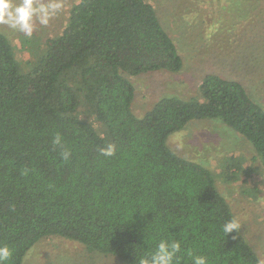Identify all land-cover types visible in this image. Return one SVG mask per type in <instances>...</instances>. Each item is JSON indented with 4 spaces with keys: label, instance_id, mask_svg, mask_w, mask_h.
Returning <instances> with one entry per match:
<instances>
[{
    "label": "trees",
    "instance_id": "16d2710c",
    "mask_svg": "<svg viewBox=\"0 0 264 264\" xmlns=\"http://www.w3.org/2000/svg\"><path fill=\"white\" fill-rule=\"evenodd\" d=\"M181 66L147 0H79L62 34L24 73L0 34V245L12 251L6 264H22L49 237L122 264H136L160 239L182 240L181 264H192L189 250L209 264H262L241 230L223 234L235 217L211 172L166 142L189 122L219 120L252 144L264 167V110L240 83L209 74L199 87L203 101L166 97L141 118L132 113L127 76ZM58 133L71 152L67 161L52 143ZM109 144L115 155L104 157L99 150Z\"/></svg>",
    "mask_w": 264,
    "mask_h": 264
},
{
    "label": "rangeland",
    "instance_id": "374dc122",
    "mask_svg": "<svg viewBox=\"0 0 264 264\" xmlns=\"http://www.w3.org/2000/svg\"><path fill=\"white\" fill-rule=\"evenodd\" d=\"M78 1L54 0L61 3V9L46 26L34 20L31 36L0 26L21 72H27L45 54L49 40L62 34L70 9ZM147 1L172 39L182 66L175 72L127 76L134 86L131 110L136 117L141 118L166 97L203 101L199 87L209 74L240 83L264 110V0ZM166 144L179 157L211 172L217 192L264 264V167L252 144L219 120L189 122L169 135ZM22 264L122 263L89 251L79 242L49 237L38 241Z\"/></svg>",
    "mask_w": 264,
    "mask_h": 264
},
{
    "label": "clouds",
    "instance_id": "9594fccd",
    "mask_svg": "<svg viewBox=\"0 0 264 264\" xmlns=\"http://www.w3.org/2000/svg\"><path fill=\"white\" fill-rule=\"evenodd\" d=\"M61 7V3L54 2V0H48V2H43V0H0V26H6L12 31L31 36L34 30V20H38L41 25L46 26ZM52 143L54 147L62 150L63 160L70 159L71 152L64 147L63 138L59 133L55 135ZM115 151V145L112 144L99 150L104 157L114 156ZM135 213L131 215L129 222ZM240 229L241 225L236 219H229L222 225L221 230L226 237L234 232L239 233ZM187 255L192 264H209V258L204 255L193 256L190 250ZM11 256L12 251L9 247L0 245V264H6ZM182 260L181 239H160L154 251L147 250L139 257L136 256V264H181Z\"/></svg>",
    "mask_w": 264,
    "mask_h": 264
}]
</instances>
